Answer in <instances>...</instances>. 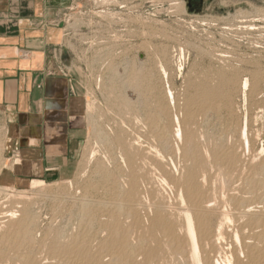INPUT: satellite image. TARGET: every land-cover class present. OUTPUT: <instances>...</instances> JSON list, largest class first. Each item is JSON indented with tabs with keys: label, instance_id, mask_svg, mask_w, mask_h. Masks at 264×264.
Returning a JSON list of instances; mask_svg holds the SVG:
<instances>
[{
	"label": "rangeland",
	"instance_id": "374dc122",
	"mask_svg": "<svg viewBox=\"0 0 264 264\" xmlns=\"http://www.w3.org/2000/svg\"><path fill=\"white\" fill-rule=\"evenodd\" d=\"M198 7L192 11L188 0H78L63 17V39L53 50L83 101L84 131L62 169L50 172L42 179L45 184L34 188L32 181L17 185L12 179V141L0 127L2 264H26L32 257L45 259L42 263L59 261L74 240L97 234L90 253L101 256L104 264L113 259L105 243L116 236H124L131 250L143 247L133 261L117 264H148L149 256L156 257L154 264H184L163 235H151L148 227L156 206L168 212L170 221L179 220V185L191 175L197 176L214 207L232 211L241 200L264 214V0H201ZM175 118L183 131L181 141L175 136ZM188 135L195 138L199 160L187 154ZM228 149L237 152L234 166L223 161ZM131 182L138 183L142 195L137 216L145 225L135 231L127 222L133 218L122 216L119 206ZM89 204L101 211L98 219ZM12 211H19V219L30 217L33 240L3 236L11 228L6 216ZM112 213L127 225L117 230L119 236ZM216 218L215 224L221 222ZM102 219L112 228L105 230ZM234 221L223 222L225 241L216 247L224 257L220 260L234 257V264H264V227L239 232L236 242L234 231L243 220ZM55 254L60 255L56 260Z\"/></svg>",
	"mask_w": 264,
	"mask_h": 264
},
{
	"label": "crops",
	"instance_id": "0c3cea01",
	"mask_svg": "<svg viewBox=\"0 0 264 264\" xmlns=\"http://www.w3.org/2000/svg\"><path fill=\"white\" fill-rule=\"evenodd\" d=\"M77 1L0 0V127L17 185L61 170L84 131L83 101L53 50Z\"/></svg>",
	"mask_w": 264,
	"mask_h": 264
},
{
	"label": "bare ground",
	"instance_id": "6f19581e",
	"mask_svg": "<svg viewBox=\"0 0 264 264\" xmlns=\"http://www.w3.org/2000/svg\"><path fill=\"white\" fill-rule=\"evenodd\" d=\"M163 69V68H162ZM248 80L245 81L244 83V88L246 89L248 84ZM169 96L170 98L173 97L172 92L169 90ZM168 96V97H169ZM174 98V97H173ZM246 118V117H245ZM177 121V129L175 131V136L177 137L178 140L181 141V139L183 138V131L179 125V119L175 118ZM235 128V127H234ZM197 137V136H195ZM215 137V136H214ZM244 139L247 142V148L249 149V144H248V140H247V132L246 129L244 130ZM155 139V138H154ZM232 139V138H231ZM174 140V138H173ZM195 138L193 135H188L187 136V147H189L190 149L188 150V156L191 157H195L196 155V145L194 144ZM138 142V141H137ZM230 143V142H228ZM250 143V142H249ZM132 144V143H130ZM157 144V143H156ZM179 144V143H178ZM198 144V142H197ZM9 145V144H8ZM199 145V144H198ZM224 145V144H223ZM240 145V144H239ZM216 147V146H215ZM214 147V148H215ZM242 147V146H241ZM132 148V147H131ZM146 148V147H145ZM224 148V147H223ZM240 148V147H239ZM156 149V148H155ZM179 149V148H177ZM176 149V150H177ZM186 149V148H185ZM184 149V150H185ZM188 149V148H187ZM209 149V148H208ZM229 151L223 152V161L226 162L229 166H234L237 163V152H235V150H230ZM133 151V150H132ZM156 151V150H155ZM207 151V150H206ZM225 151V150H224ZM240 151V150H239ZM131 152V151H129ZM158 152V151H157ZM205 153V152H204ZM209 153V152H208ZM242 154V153H241ZM94 155V154H93ZM151 156V155H150ZM94 157V156H93ZM196 158V157H195ZM194 158V159H195ZM129 159V158H128ZM163 159V158H162ZM198 159V158H196ZM195 159V160H196ZM199 160V159H198ZM167 161V160H166ZM219 161V160H218ZM254 161V160H253ZM197 162V160L195 161ZM210 162V161H209ZM245 163V162H244ZM263 163V162H262ZM247 164V163H246ZM169 165V164H168ZM211 165V164H210ZM238 165V164H237ZM132 166V165H131ZM166 166V165H165ZM169 167V166H168ZM157 168V167H156ZM193 168V167H192ZM234 168V167H232ZM240 169V168H239ZM251 169H253L251 167ZM157 170V169H156ZM248 170V169H247ZM254 171V170H253ZM155 172V170L153 171ZM205 172V171H204ZM235 172V171H234ZM233 172V173H234ZM243 172V171H242ZM145 173V172H144ZM205 174V173H204ZM250 174V173H249ZM161 175V174H160ZM182 175V174H181ZM198 175V174H197ZM236 175V174H235ZM244 175V174H242ZM241 175V177H243ZM146 176V175H145ZM180 176V175H179ZM245 176V175H244ZM133 177V176H132ZM148 177V176H146ZM156 177V176H155ZM175 177V176H174ZM248 177V176H247ZM126 178V177H125ZM165 178V177H163ZM244 178V177H243ZM181 179V178H180ZM231 179V178H230ZM153 180V179H152ZM240 180V179H239ZM134 181V180H133ZM132 181V182H133ZM182 181V180H180ZM117 182V181H116ZM131 182V183H132ZM146 182V181H145ZM154 182V181H153ZM247 182V181H246ZM136 183V184H135ZM180 183V182H179ZM241 183V182H240ZM239 183V184H240ZM34 185V188L42 186L43 184H45V182L43 181H36L32 183ZM109 184V183H108ZM138 183L134 182L131 185L129 184L128 187L130 186V188L125 189L127 190L126 193H124V199H123V195H119L121 196V203L119 206H122L121 210L123 212L122 216L124 215H129V217L133 218V223L132 225H130V221L127 220V222L129 223V226H132V228L134 227V231H135V227L136 228H145V225L143 224V222H141L138 219V208H139V200L138 198V194H139V189H138ZM144 184V183H143ZM238 184V183H235ZM122 185V184H121ZM154 185V184H153ZM212 185V184H211ZM180 190L182 189L183 191L181 193H178L177 195L179 196V201H180V208L178 209V212L176 210V214L180 220L178 221H170L166 215V213L168 212H164L161 211V209L159 210L158 207L156 206L157 210H156V215L155 217L151 220V218L153 216H149L151 217L150 220L152 221L150 224L149 231L146 229L145 231L147 232H151L154 236V234L156 233H161L163 235V238L166 240V242H168V244H170L171 249L173 250V253L176 257H179L180 260L182 259V261L184 260V264H234V257L228 258L224 261H221L220 258L221 256L218 255L217 251H216V247L217 245H221L222 242L225 241V230H224V226L225 223H223L224 221L227 223L230 222H235L234 218L237 219V221L242 223L237 227V229L234 231L235 232V239L236 242H239V232H243L245 229H249L250 228V232H254L255 228H261L262 226L264 227V214H260L259 210L256 211V208L254 207V204H247L244 205L243 202L238 201L236 203V207L234 209L231 210H227L225 207L227 206H219L218 207H214L216 206L215 204H213L212 200H209L208 198L205 197V190L203 191L202 187L199 183H198V178L195 175H191L189 176L186 181H184L183 183H181L180 185ZM239 186V185H238ZM114 187V186H113ZM228 187V186H227ZM226 187V188H227ZM33 188V189H34ZM116 188V187H115ZM121 188V187H120ZM127 188V187H126ZM231 188V187H230ZM233 188V187H232ZM238 188V187H237ZM228 189V188H227ZM226 189V190H227ZM239 189V188H238ZM9 190V189H8ZM122 190V189H121ZM146 190V189H145ZM152 190V189H151ZM175 190V189H174ZM231 190V189H230ZM32 191V190H31ZM120 191V190H119ZM118 191V192H119ZM211 191V190H210ZM213 191V188H212ZM211 191V192H212ZM12 192V191H11ZM107 192V191H106ZM123 192V190L120 192V194ZM148 192V191H146ZM153 192V191H152ZM117 193V192H116ZM230 193V192H229ZM249 193V192H248ZM247 193V194H248ZM228 194V193H227ZM225 195V194H224ZM24 196V195H23ZM156 196V195H155ZM227 196V195H226ZM245 196V195H244ZM251 196V194H250ZM142 195L139 196V198H141ZM10 198V197H9ZM8 198V199H9ZM82 198V197H81ZM144 198V197H143ZM210 198V197H209ZM235 199L237 197H234ZM86 199V198H85ZM148 199V198H147ZM104 200V199H103ZM119 200V199H118ZM142 200V199H141ZM233 199H230V202H232ZM20 201V200H19ZM88 201V200H87ZM117 201V199H116ZM155 201V200H154ZM153 201V202H154ZM217 201V199H216ZM215 201V202H216ZM262 201V200H261ZM36 202V201H35ZM86 202V201H85ZM91 202V201H90ZM105 202V201H104ZM229 202V200H228ZM101 203V202H100ZM116 203V202H115ZM113 203V204H115ZM119 203V202H118ZM143 203V202H141ZM177 203V202H176ZM220 203V202H219ZM78 204V203H77ZM144 204V203H143ZM218 204V202H217ZM228 204V203H226ZM233 204V203H232ZM20 205V204H19ZM18 205V206H19ZM63 205V204H62ZM118 205V204H116ZM145 205V204H144ZM171 205V204H170ZM242 205V206H241ZM89 206V208L91 209V212L94 213V218L97 216L98 211L99 210H94L92 209V206L89 204L87 205ZM101 206V205H100ZM108 206V205H107ZM106 206V208H107ZM155 206V205H154ZM163 206V205H162ZM260 206V205H259ZM99 207V206H98ZM102 207V206H101ZM104 207V206H103ZM114 207V205H113ZM118 207V206H117ZM116 207V208H117ZM240 207V208H239ZM243 207V208H242ZM19 209L21 207H18ZM105 208V207H104ZM110 208V207H109ZM112 208V207H111ZM110 208V209H111ZM114 209V208H113ZM111 209V210H113ZM120 209V207H119ZM143 208H141V211ZM259 209V208H258ZM73 210V209H72ZM103 210V209H100ZM115 210V209H114ZM146 210V209H145ZM88 210H86L87 212ZM90 211V210H89ZM104 211V210H103ZM10 212V211H9ZM26 212V211H25ZM84 212V211H83ZM101 212V211H99ZM118 212H120L118 210ZM149 212V211H148ZM147 212V214H148ZM154 212V211H153ZM217 212V213H216ZM19 211H12L11 213H8L6 216V218H8V223H12V225H10V229H8L9 231L5 232V234L3 236H7L9 238V236L15 237V239L17 241H19V239H24L25 241L30 240L32 237L35 238L34 236H32L33 232L29 230V223L30 222V217L26 215H24V217L19 219V215H18ZM108 213V212H107ZM140 213V212H139ZM142 213V212H141ZM150 213V212H149ZM101 214V213H100ZM146 214V213H145ZM146 214V215H147ZM152 214V213H150ZM154 214V213H153ZM29 215V214H28ZM104 215V214H103ZM107 215V214H106ZM110 215V214H109ZM142 215V214H140ZM215 217L219 218V220L221 219V222L218 221L217 224H215L213 221V218ZM101 216V215H99ZM119 214L117 213H112L111 214V220L115 221V225L113 226L116 231L119 230L122 226H124V223H126L124 221V223L122 224L121 222L117 221ZM121 216V217H122ZM233 216V217H232ZM108 217V216H107ZM128 218V216H126ZM144 217V216H142ZM147 217V216H146ZM172 217V216H171ZM170 217V218H171ZM5 218V219H6ZM105 218V217H104ZM125 218V217H124ZM123 218V219H124ZM140 219L141 216L139 217ZM216 218V219H217ZM233 218V219H232ZM96 219H98V216L96 217ZM101 219V218H100ZM17 220V221H15ZM95 220V219H94ZM108 220V219H106ZM105 222H108L106 221ZM122 220V219H121ZM149 220V221H150ZM33 221V220H32ZM102 220H100L99 223H101ZM147 221V219H146ZM5 222V220H4ZM65 222V221H64ZM6 223V222H5ZM4 223V224H5ZM145 223V222H144ZM35 224V223H34ZM91 224V223H90ZM235 224V223H233ZM101 225H103V227L105 228V230H108L107 227H110L109 224L106 223H101ZM144 225V227H143ZM37 226V225H36ZM127 226V225H126ZM124 226V227H126ZM149 226V225H148ZM229 226V225H228ZM80 227V226H79ZM147 227V226H146ZM37 228V227H36ZM112 228V226L110 227ZM1 229V228H0ZM34 229V228H33ZM90 229V228H89ZM125 229V228H123ZM260 230V229H259ZM5 231V230H4ZM36 231V229H35ZM80 231V230H79ZM112 231V229L110 230ZM115 231V232H116ZM132 230H130L131 232ZM133 231V232H134ZM2 232V231H1ZM45 232V231H44ZM102 232V231H101ZM115 232L113 235H115ZM121 232H123L121 230ZM245 232V231H244ZM138 233H142V232H138ZM148 233V234H149ZM120 232L117 231V235L119 236ZM122 234V233H121ZM151 234V233H150ZM151 234V235H152ZM253 234V233H252ZM264 234V233H263ZM64 235V234H63ZM125 235V234H124ZM132 235H134L132 233ZM40 236V235H38ZM116 236V235H115ZM123 236V235H122ZM128 236V234H127ZM87 237V236H85ZM84 237V239H85ZM112 237V235H111ZM110 237V238H111ZM114 237V236H113ZM132 237V236H131ZM129 237V239L131 238ZM231 237V236H230ZM253 237V236H252ZM32 238V240H33ZM79 238V237H78ZM98 234L96 237H88L86 238L85 241H78V242H74L72 244H69L68 246L65 247V250L60 253L62 254V257H60L61 259H57V257H59L60 255L58 254V256L56 255L57 253H59V251H56V254L53 256V259H57L59 261H53L51 263L47 262V263H42L41 261H38L36 258L35 259H30L27 258V263L26 264H104L103 263V258L101 256H97V257H93L91 256L90 253V245L91 243V239H94L96 241H98ZM141 238V237H140ZM139 238V239H140ZM147 238V237H146ZM229 238V236H228ZM257 238V237H256ZM14 239V238H13ZM14 239V240H15ZM124 236L123 238L119 239L117 236L115 238V240L112 242L111 240H113L111 238V240H109L111 242V244L109 243H105V246L107 247L108 251L111 253L110 256L113 257L112 262H110L109 264H117V262L119 261H133L134 260V254H137L136 256H138V254H142V250L143 247H139L136 249V247H134L135 249H130V242L125 238ZM145 239V238H144ZM152 239V238H151ZM122 240V241H121ZM143 240V238H142ZM227 240V239H226ZM77 241V240H76ZM107 241V240H106ZM120 241L122 243H120ZM145 242V240H143ZM163 241V240H162ZM33 242V241H32ZM37 242V241H36ZM103 242V241H102ZM165 242V243H166ZM253 242V241H252ZM26 243V242H25ZM56 243V242H55ZM62 243V242H61ZM133 243V241L131 242ZM235 243V242H234ZM46 244V243H45ZM134 244V243H133ZM132 244V245H133ZM147 244V243H146ZM144 243V245H146ZM154 244V243H153ZM224 244V243H223ZM238 244V243H237ZM35 245V244H34ZM44 245V244H43ZM93 245V244H92ZM135 245V244H134ZM42 246V245H41ZM141 246V244H140ZM235 246V245H234ZM245 246V245H244ZM36 247V246H35ZM105 247V248H106ZM104 248V247H103ZM104 248V249H105ZM133 248V247H132ZM148 248V247H147ZM146 248V249H147ZM227 248V247H226ZM29 249V248H28ZM39 249V248H38ZM218 249V248H217ZM225 249V248H224ZM35 250V249H34ZM41 250V249H39ZM233 250V249H232ZM5 251V250H4ZM8 251V250H7ZM32 251V249L30 250ZM231 251V250H230ZM40 252V251H39ZM171 252V251H170ZM169 252V253H170ZM26 253V252H25ZM53 253V252H52ZM151 253V252H150ZM232 254V252H230ZM5 252L2 251V249L0 248V264L3 263L4 258L5 257ZM171 254V253H170ZM227 254V253H226ZM254 254V253H253ZM15 255V254H14ZM26 255V254H25ZM159 255V254H158ZM169 255V254H168ZM223 255V254H222ZM236 255V254H235ZM24 256V255H23ZM50 256V255H49ZM224 256V255H223ZM228 256V255H226ZM25 257V256H24ZM111 257V258H112ZM238 256H236L237 258ZM250 257V256H249ZM105 258V257H104ZM149 258V259H148ZM147 258V262L148 264H154V257L152 259L151 256H149ZM224 257H222L221 259H223ZM255 258V257H254ZM12 259V258H11ZM19 259V258H18ZM41 259V258H40ZM49 259V258H47ZM51 259V258H50ZM160 259V258H159ZM168 259V258H167ZM166 259V260H167ZM170 259V258H169ZM177 259V258H176ZM256 259V258H255ZM52 260V259H51ZM50 260V261H51ZM257 260V259H256ZM107 261V260H106ZM236 261V260H235ZM238 261V259H237ZM261 261V260H260ZM7 262V261H6ZM19 262V261H18ZM171 262V261H170ZM257 262V261H256ZM9 263V262H8ZM7 263V264H8ZM139 263V262H138ZM168 263V262H167ZM242 263V262H241ZM254 263V262H253ZM11 264V263H10ZM145 264V263H143Z\"/></svg>",
	"mask_w": 264,
	"mask_h": 264
},
{
	"label": "flooded vegetation",
	"instance_id": "af4514ba",
	"mask_svg": "<svg viewBox=\"0 0 264 264\" xmlns=\"http://www.w3.org/2000/svg\"><path fill=\"white\" fill-rule=\"evenodd\" d=\"M199 2H201V0H188L189 8L192 11H196L197 9H199L198 7Z\"/></svg>",
	"mask_w": 264,
	"mask_h": 264
}]
</instances>
